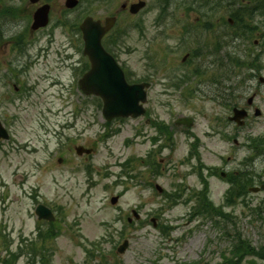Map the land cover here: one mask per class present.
I'll use <instances>...</instances> for the list:
<instances>
[{
    "label": "rangeland",
    "instance_id": "obj_1",
    "mask_svg": "<svg viewBox=\"0 0 264 264\" xmlns=\"http://www.w3.org/2000/svg\"><path fill=\"white\" fill-rule=\"evenodd\" d=\"M124 1L127 0H95L89 7L86 0H80V5L67 15L69 21L77 22L85 15L105 16L119 11V5ZM63 2L64 0H51L49 24L29 36L32 43L27 50L30 55L28 69L20 76L19 82L13 79L24 88L21 94H15L12 85H5L6 67L13 69L14 66L7 62L10 57L5 56V42L0 43V119L10 132L9 139L0 140V225L13 238V247L18 242L19 235L31 237L36 230L37 216L34 208L37 202L49 203L53 207L64 206V211L59 214L62 230L52 244L55 248L53 264H214L224 258L221 253L226 251L238 231L254 246L263 243L264 193L261 191L248 192L246 202L238 201L233 205L227 202L225 205V178L223 181L218 176H208L212 201L222 206L223 211L227 209L233 213V224V219L218 215L220 212L213 214L210 207L203 210V215L194 217L191 206L195 204V198L190 193L201 186L195 173L184 177L187 179L183 182L186 190L181 192L182 200L174 202L166 210H161L165 206L163 198L146 182L155 180L170 191L175 188L179 178L173 169L164 170L152 178L138 164L135 171L142 174L137 179L126 178L125 175L119 177L122 172L121 162L134 155L140 157L145 154V140L134 145L136 140L132 139L136 126L145 129V117H127L116 126L119 129L117 132L106 140L101 139L107 129L111 131L116 127L113 122L111 125H104L106 120L98 105L99 101L92 95H84L78 88L80 74L77 73V68L82 65L83 56L75 48L74 43L78 42L76 28L63 27L54 22L55 17H62L64 13ZM40 3L0 0L3 13L5 5L12 4L21 9L19 18L9 19L5 15L0 18L4 36L7 25H15L16 30L22 31L27 24V14L31 15ZM157 6V0H149V6L137 17L120 13L117 28L127 29V34L122 46L124 50L117 55L119 63L133 72L132 77L149 78L151 68H147L148 55L152 56V62L160 69L156 71L152 68L153 85L149 90L146 106L162 119L190 115L194 118L195 130L202 133L209 127L211 116L218 111L213 100L208 97L216 87L212 76H222L225 73L220 71V66L213 64L215 58L200 55L194 57L192 63L184 65L188 69L200 64L205 70L203 75L191 79L197 92L185 100L182 97V90L185 91V88L174 90L168 87L172 77L188 71L178 70L174 75L167 76V69L178 63L184 52L193 50L196 46L195 42H189L183 49L179 47V20L186 17L185 20L191 21L196 13L189 12L185 6L171 20L167 18L164 24L157 26L154 24V19L160 12ZM134 22L139 24L135 27ZM256 22L264 30V21L257 19ZM162 31H166V34ZM203 34L204 43L209 45L204 48L206 50L214 43L211 32ZM245 44L246 42H242L239 47L243 48ZM26 56L17 65L22 67L29 60ZM260 57L264 67V54ZM12 58L16 60L17 55H12ZM262 74L264 75V68ZM243 83L241 81L236 84L237 90L242 93L244 90L256 89V103L263 112L261 117L248 126L247 132L253 135L263 134L264 84H258L254 80L245 85ZM203 143L206 146L201 155L204 163L213 164L220 157L225 161V150L217 147L213 140L206 138ZM76 144L87 147L95 144L96 151L89 154L87 159L76 155L72 149L67 151L69 145L74 147ZM218 144L221 145L220 142ZM185 150L180 145L172 159L184 156ZM245 153V150L231 152L234 158L227 170L232 172L243 167L238 162ZM59 157H65V162H59ZM252 168L264 177V159L256 160ZM91 177L95 183L91 182ZM235 188L238 190L239 187ZM122 190L124 193L119 202L111 204L110 196ZM34 195L37 201L34 200ZM187 198L191 200L185 202ZM132 208L139 211L141 218L134 221L133 226L123 229L126 216L130 215ZM208 215H213L217 223ZM152 216L157 217V222L174 226L169 237L162 235L157 226L152 225ZM122 229L123 236L129 239V246L123 254H117L113 245L117 246L122 241ZM99 238L103 242V256L97 257L98 261H90L79 243L84 239ZM5 240L0 236V248L5 247ZM228 254L225 253V256ZM18 264H26L25 257H21Z\"/></svg>",
    "mask_w": 264,
    "mask_h": 264
},
{
    "label": "flooded vegetation",
    "instance_id": "obj_2",
    "mask_svg": "<svg viewBox=\"0 0 264 264\" xmlns=\"http://www.w3.org/2000/svg\"><path fill=\"white\" fill-rule=\"evenodd\" d=\"M191 1L193 3H191ZM174 2V0L163 1V7H168L169 10V12L165 11L166 17L170 18V20L172 19L171 17L174 15L176 16V13L185 6L189 12L197 11L196 7H198L200 11L203 10V16L209 20L207 21L209 22L207 28H202V26H200V31H197L195 26L191 27L187 20H185L186 17L183 19L180 18L179 26L181 27V30L177 33L178 42L184 43L186 36L188 35L190 39L194 41L201 32H211L214 43L224 44L246 42V50H248L249 47L253 48V52L255 51L259 55V61H262L260 55L264 54V30L251 29L250 13L245 12L243 6H235L236 9L234 10V13L239 20L236 24L231 26L218 18L212 19V17L218 16L213 8H218L220 6L212 5V3H210L211 0H179L178 3ZM202 6H204V9ZM224 7L229 9L234 8L232 4ZM226 17H228V15H226ZM6 44H8V42ZM17 49H20L18 44ZM226 49L227 47L225 46L222 48V55H227L224 54ZM213 54L219 55L217 52H214ZM22 58L21 55L17 54L16 61L18 62L19 59ZM190 62L191 61L188 57L184 60L181 58L178 63H175L172 67L167 69V76L174 75L178 70L188 71L177 74V77H172V80L167 84L169 87L174 88V90L185 88V91L182 90V97L185 100H188L189 97L197 92V89L192 85L191 79L193 77L201 76L205 72L200 66L196 68H185L184 65L186 66ZM226 64L228 67L231 66L228 60L226 61ZM263 68L264 67H262L260 62L246 68L245 71L242 72L241 78H236L238 80L237 83L242 81L244 82L243 85H245L247 82L254 80L256 83L262 84L261 82L264 81L261 78ZM153 75L154 72L151 69V81ZM220 76L221 74H214L212 76V81L215 82L216 87H214L210 94H208L209 99L213 100L218 111L211 116L208 121L209 127L202 133L195 130V121L190 115H180L191 118L188 125L179 124L177 123V117L180 116H173L170 119H162L147 107V115L145 119L146 127L143 130L136 126L133 139L136 140L134 145L145 140L146 151L143 158L139 159V163L152 175V178H155L164 170L169 171L173 169L179 176L176 184L183 183L184 179H187L184 177L190 175L189 171L196 168V162L199 164L203 150L206 149V146L203 143V140L206 138L213 140L217 147L225 150L223 151V156L227 154L226 151H229V153L233 151L232 146L239 150L252 149L254 152L258 151L259 146H264L263 135H253L247 132L248 126L263 114L261 108L256 103V98L258 96L257 90H244L240 93V91L237 90L238 87H236L237 83H233L235 76L232 69L227 68L225 75ZM221 79L223 82H219ZM150 83L152 87L153 83ZM151 87L149 89H151ZM249 93L251 94L248 95ZM235 108L245 110L242 113V115L245 116L242 123L233 119ZM218 142H220L221 145L218 144ZM180 145H183L184 148H186V154L184 153V156L172 159V155L176 153ZM185 156H189V158H184ZM224 158L225 161L220 157L215 163H217L216 171L218 174L221 176L224 173L221 177L226 179L227 174L230 171L223 172V170L224 167H227V163L232 161L233 157L232 155H226ZM236 172L238 173V171ZM134 173H136L135 170ZM147 182L154 187L157 183L155 180H149ZM262 183L264 182H261L260 185ZM177 193L178 191L174 188L170 191L167 190L166 192H163V196L168 197L171 194Z\"/></svg>",
    "mask_w": 264,
    "mask_h": 264
},
{
    "label": "water",
    "instance_id": "obj_3",
    "mask_svg": "<svg viewBox=\"0 0 264 264\" xmlns=\"http://www.w3.org/2000/svg\"><path fill=\"white\" fill-rule=\"evenodd\" d=\"M75 3L76 0L66 1L68 6H73ZM143 4L144 2L131 4L130 10L135 12ZM48 7V5H43L35 11L33 28L46 24ZM113 22L114 19L108 17L106 18V26L103 27L99 21L86 17L80 25L84 40V54H87L91 62V69L79 80V86L86 94L94 93L102 97L103 114L107 119L115 116H137L142 114L144 109L140 101L144 102L146 100L144 88L147 86V83L128 84L122 69L102 47L101 37ZM1 136L6 137L7 135L0 123ZM116 201L117 196L111 198L112 203ZM36 211L40 217L53 218L51 212L43 205H39ZM135 215L137 214L135 213ZM127 245L128 241L124 240L117 250L124 252Z\"/></svg>",
    "mask_w": 264,
    "mask_h": 264
},
{
    "label": "trees",
    "instance_id": "obj_4",
    "mask_svg": "<svg viewBox=\"0 0 264 264\" xmlns=\"http://www.w3.org/2000/svg\"><path fill=\"white\" fill-rule=\"evenodd\" d=\"M202 204L204 206L203 210L207 207L211 208L208 203L202 202ZM223 215L228 216V214ZM53 235V232L47 233L45 238H49ZM5 248L7 254L4 257H0V264H15L16 259L23 251L19 249L18 252L14 253L8 249V246H5ZM46 250L45 245L37 247L36 242H32L30 249L24 254L27 256V263L34 264L35 262H41V264H49ZM227 250L229 251V255L226 257L223 253V262L219 264H264V241L259 246H254L239 231L232 237V241L227 247ZM87 252L93 255V251L87 249ZM244 259L247 260L243 262Z\"/></svg>",
    "mask_w": 264,
    "mask_h": 264
}]
</instances>
